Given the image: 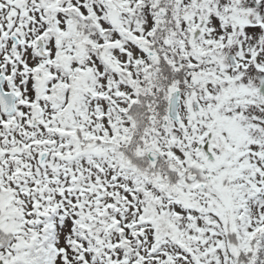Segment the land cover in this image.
Returning a JSON list of instances; mask_svg holds the SVG:
<instances>
[{
    "label": "snow or ice",
    "instance_id": "1",
    "mask_svg": "<svg viewBox=\"0 0 264 264\" xmlns=\"http://www.w3.org/2000/svg\"><path fill=\"white\" fill-rule=\"evenodd\" d=\"M0 264H264V0H0Z\"/></svg>",
    "mask_w": 264,
    "mask_h": 264
}]
</instances>
